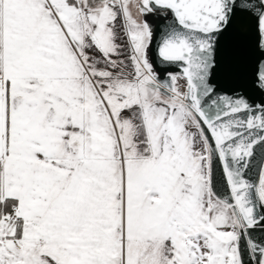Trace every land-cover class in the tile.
Returning <instances> with one entry per match:
<instances>
[{
	"label": "snow or ice",
	"instance_id": "snow-or-ice-1",
	"mask_svg": "<svg viewBox=\"0 0 264 264\" xmlns=\"http://www.w3.org/2000/svg\"><path fill=\"white\" fill-rule=\"evenodd\" d=\"M0 264H264V0H0Z\"/></svg>",
	"mask_w": 264,
	"mask_h": 264
},
{
	"label": "water",
	"instance_id": "water-1",
	"mask_svg": "<svg viewBox=\"0 0 264 264\" xmlns=\"http://www.w3.org/2000/svg\"><path fill=\"white\" fill-rule=\"evenodd\" d=\"M248 176L251 177L252 179H255L256 178V172H255V169L251 172L248 173Z\"/></svg>",
	"mask_w": 264,
	"mask_h": 264
}]
</instances>
